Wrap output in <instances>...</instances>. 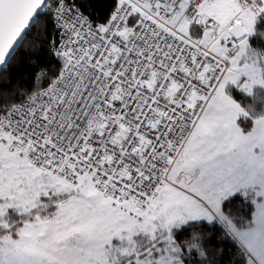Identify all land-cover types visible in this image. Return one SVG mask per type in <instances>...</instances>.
<instances>
[{
  "label": "snow or ice",
  "instance_id": "obj_1",
  "mask_svg": "<svg viewBox=\"0 0 264 264\" xmlns=\"http://www.w3.org/2000/svg\"><path fill=\"white\" fill-rule=\"evenodd\" d=\"M0 264H264V0H0Z\"/></svg>",
  "mask_w": 264,
  "mask_h": 264
}]
</instances>
